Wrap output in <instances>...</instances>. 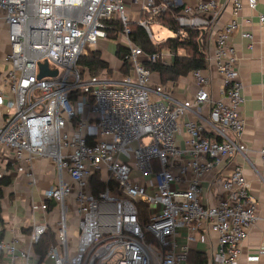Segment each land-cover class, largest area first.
<instances>
[{
	"label": "built area",
	"instance_id": "2783aa9c",
	"mask_svg": "<svg viewBox=\"0 0 264 264\" xmlns=\"http://www.w3.org/2000/svg\"><path fill=\"white\" fill-rule=\"evenodd\" d=\"M222 1L233 8V19L215 38L223 99L211 98V80L198 70L192 73L200 86L197 94L178 101L153 83L142 64V57L168 63L162 53L147 55L131 41L126 0H0V22L7 26L10 45L6 68L0 71V108L7 115L0 125V148L13 152L17 162L49 160L59 176L41 205L56 219V245L44 264H191L188 246L178 242L181 229L188 230V242L200 237L206 243V232L216 234L217 243L208 248L203 264L239 263L243 244L259 220L243 169L221 175L218 183L226 197L218 204L205 205L201 198L203 178L222 161L247 152L244 85L231 42L241 31L244 0H208L194 7L184 0H140L141 16L134 23L160 44L152 18L181 8L176 17L181 28L211 36L223 13ZM247 4L251 10L258 7L257 0ZM144 12L150 20L142 19ZM112 20L123 25L117 38L130 52L131 72L120 81L91 76L80 65L82 57L107 40L106 23ZM259 25L264 29V15ZM241 37L253 40L248 32ZM204 41L200 47L208 57ZM42 62L57 69L58 76L39 80ZM207 106L206 125L184 120L189 114L200 117ZM259 154L264 165V148ZM96 174L107 185L98 194L90 183ZM259 176L264 183V175ZM71 200L76 236L70 230ZM140 203L148 209L147 223L141 220ZM48 230L47 221L36 227L26 253H20L16 240L0 243L5 264L28 259Z\"/></svg>",
	"mask_w": 264,
	"mask_h": 264
},
{
	"label": "crops",
	"instance_id": "0c3cea01",
	"mask_svg": "<svg viewBox=\"0 0 264 264\" xmlns=\"http://www.w3.org/2000/svg\"><path fill=\"white\" fill-rule=\"evenodd\" d=\"M208 0H184L185 6L194 7L199 2ZM258 7L251 10L244 0V9L239 16L241 31L234 34L231 42L234 45L239 57V72L243 82L244 104L241 108V115L246 122V128L243 135V142L247 147L245 156H235L234 158L222 161L219 166L211 173L206 175L202 180L203 195L201 201L205 205H216L226 197L221 189L218 180L222 174L231 172L236 167L244 171L245 178L249 184L251 196L255 200L258 209L259 220L250 232L249 238L243 244L241 258L238 264H264V255L259 257L260 252L264 251V183L260 175H264V165L260 156V151L264 148V29L259 25V17L264 15V0H257ZM132 22H137L141 16V3L135 0H126ZM223 13L215 26L212 35H205L206 51L208 52L207 67L202 71L204 76L211 80L209 91L214 101L223 99L221 93L222 80L218 75L215 62V38L226 25L233 19V8L228 2L222 1ZM247 21H250L247 24ZM154 28L164 29L160 24L154 21ZM169 35L159 40L160 37L154 33L156 41H166L172 37V32L166 29ZM164 30L165 32H167ZM248 32L253 35V40L249 41L241 37V33ZM110 43V45L108 44ZM120 40H102L96 46L95 51L88 52L91 56L99 52L104 61L108 62L112 71L120 78L108 79L120 81L124 74L122 73V62L117 58V44ZM252 46V47H251ZM10 51L8 41L7 26L0 22V71L5 70L3 64L4 58ZM168 64L174 62V56L167 50L162 52ZM184 51H179V55H184ZM145 62L146 59H140ZM123 74V77H122ZM122 77V78H121ZM106 78L107 77H102ZM154 84H161V76L158 73H152ZM165 92L174 100L186 101L192 100L197 94L200 86L195 77L190 73L177 81H171L162 85ZM210 108L207 106L200 112V117L189 114L184 118L185 121H199L205 124L209 118ZM7 115L4 109L0 108V125L5 121ZM207 135L212 133L207 129ZM177 143L184 148V139L182 135L177 136ZM23 168V171L19 169ZM0 172L3 177L0 179L10 182L9 186H0V243L11 244L15 240L19 242V251L28 252L30 238L37 226L49 222V228L56 223L55 215L51 211L45 212L41 205L45 202L44 193L54 187L59 182L57 169L53 162L35 158L32 162H17L13 152L0 148ZM192 177L190 173L188 179ZM74 201H70L69 221L72 236H76V221L74 217ZM36 207V208H35ZM187 229H181L178 242L180 246H188L190 253L194 255L191 258V264H197L195 254L206 256L211 244H216V234L206 232L207 242L201 241L200 237L188 242L186 236ZM259 260H253L258 258ZM39 257L33 252L28 259H21L18 264H44ZM6 263V256L0 253V264Z\"/></svg>",
	"mask_w": 264,
	"mask_h": 264
},
{
	"label": "trees",
	"instance_id": "16d2710c",
	"mask_svg": "<svg viewBox=\"0 0 264 264\" xmlns=\"http://www.w3.org/2000/svg\"><path fill=\"white\" fill-rule=\"evenodd\" d=\"M181 11V8H171L166 10L164 13L157 17H153L152 20L157 21L160 26L171 31L174 36L169 37L164 43L154 44L148 33L144 28L139 26L137 23H133L130 26L131 35L130 39L133 43L139 46L145 54L154 55L161 54L167 50L174 56V62L172 64H165L162 61L152 63L145 61L142 64L151 73H158L161 76V83L165 85L171 81H177L181 77H185L190 73L198 70H204L207 67L208 57L204 54V51L200 47V41H204L207 37L200 31L195 29H183L181 28L176 17ZM151 16L144 12L142 19H149ZM110 28L107 31V40H117V35L123 31V25L121 22L112 20L106 23ZM184 35L183 37L181 35ZM179 51H184V55H179ZM117 58L122 62V73L124 76L130 74L131 69L129 65L128 56L130 55L129 50L121 44H117ZM80 65L86 68L91 76L100 77L102 73L104 77L113 73L108 62L104 61L99 52L93 53L91 56L82 57ZM91 187L95 194L106 190L107 185L104 184L100 179V174H96L91 178ZM10 182L5 180L0 181V186H9ZM1 194V190H0ZM53 204L50 205L52 209ZM138 208L141 212V220L144 223L148 222V209L144 204H138ZM56 245V236L54 230L49 228L48 232L45 233L40 241L34 246V253L39 257L40 261L43 262L50 247ZM194 255L192 252L189 256V263ZM197 264H203L206 261V256L201 254H195Z\"/></svg>",
	"mask_w": 264,
	"mask_h": 264
},
{
	"label": "rangeland",
	"instance_id": "374dc122",
	"mask_svg": "<svg viewBox=\"0 0 264 264\" xmlns=\"http://www.w3.org/2000/svg\"><path fill=\"white\" fill-rule=\"evenodd\" d=\"M160 27H162V26H160ZM162 28H164V27H162ZM154 30V33H156L157 31H158V33H157V36L158 37H160V39L159 40H163V39H165L168 35H169V32L164 28V29H158V28H154L153 29ZM164 30H166L167 32H165ZM154 42V41H153ZM165 41H161V43H164ZM108 44L110 45V43L108 42ZM156 44H158V43H156ZM100 77H104V75H102V73L99 75ZM109 78H107V79H116L117 77H120V76H118L115 72H113L112 74H110L109 76H108ZM122 77H123V74H122ZM121 77V78H122ZM120 78H117V80H119ZM75 217V216H74ZM75 221H76V218H75ZM52 230H54L55 231V229H56V226H55V224L52 226V227H50ZM72 237V236H71ZM71 240H72V242H73V245L75 246L76 245V239L75 238H71Z\"/></svg>",
	"mask_w": 264,
	"mask_h": 264
},
{
	"label": "water",
	"instance_id": "95a60500",
	"mask_svg": "<svg viewBox=\"0 0 264 264\" xmlns=\"http://www.w3.org/2000/svg\"><path fill=\"white\" fill-rule=\"evenodd\" d=\"M59 72L54 67H51L48 62H42L39 64L38 79L51 78L58 76Z\"/></svg>",
	"mask_w": 264,
	"mask_h": 264
}]
</instances>
